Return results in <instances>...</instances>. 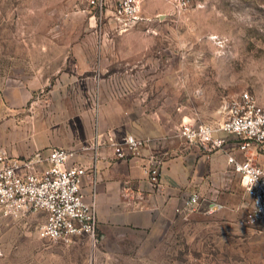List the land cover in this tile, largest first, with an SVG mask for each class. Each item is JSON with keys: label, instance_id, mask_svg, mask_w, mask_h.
<instances>
[{"label": "rangeland", "instance_id": "rangeland-1", "mask_svg": "<svg viewBox=\"0 0 264 264\" xmlns=\"http://www.w3.org/2000/svg\"><path fill=\"white\" fill-rule=\"evenodd\" d=\"M93 14L79 0H0V74L31 93L27 121L57 130L91 113L95 131L102 102L128 98L172 133L182 120L216 122L241 92L264 107V0L183 11L147 0L127 32ZM216 202L221 210L203 203L157 230H96L69 243L37 236L42 215L0 213V264H262L264 229L247 221L243 189L232 182Z\"/></svg>", "mask_w": 264, "mask_h": 264}, {"label": "built area", "instance_id": "built-area-1", "mask_svg": "<svg viewBox=\"0 0 264 264\" xmlns=\"http://www.w3.org/2000/svg\"><path fill=\"white\" fill-rule=\"evenodd\" d=\"M147 0H79L91 11L93 18L108 20L118 32L135 29L141 21L142 4ZM177 11L199 6L203 0H165ZM213 123L182 120L176 135L187 145L199 148L203 155L232 149L227 164L240 179L250 199L247 221L264 229V107L247 92L223 101ZM104 139L116 160L138 157L149 139L128 135L115 138L95 133L88 143L72 148L35 150L25 157H14L0 149V213L20 218L42 215L38 228L41 239L69 243L76 237L92 240L97 230L96 162ZM238 153L241 157H236ZM89 157V164L83 161ZM144 174L153 193L161 191V162L152 158L144 166ZM89 179L88 199L82 193L84 179ZM200 197L191 194L175 212L181 217L195 212ZM222 209L213 201L208 213ZM264 264V259L263 263Z\"/></svg>", "mask_w": 264, "mask_h": 264}, {"label": "crops", "instance_id": "crops-1", "mask_svg": "<svg viewBox=\"0 0 264 264\" xmlns=\"http://www.w3.org/2000/svg\"><path fill=\"white\" fill-rule=\"evenodd\" d=\"M1 74L0 149L11 156L25 157L35 150L53 147H79L91 141L95 133L115 138L133 135L150 140L138 157L116 160L102 139L95 165L97 230H157L169 226L172 219H180L175 210L191 194L200 197L198 211L208 202L209 209L210 203L217 201L218 191L227 190L232 182L242 188L239 177L227 164L232 149L205 156L199 148L179 139L175 131L170 133V129L163 128L144 113L136 114L134 102L128 98L104 100L95 131L91 113H84L77 125L54 130L44 128L37 119L27 121L24 118L22 112L31 93L22 87L21 81ZM104 94L107 93H101L99 97L105 99ZM152 158L161 162V191L157 193L150 190L143 171ZM83 162L88 165L89 157ZM81 189L88 199V178L84 179Z\"/></svg>", "mask_w": 264, "mask_h": 264}]
</instances>
